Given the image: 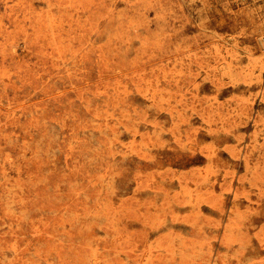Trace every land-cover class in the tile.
<instances>
[{
    "label": "rangeland",
    "instance_id": "obj_1",
    "mask_svg": "<svg viewBox=\"0 0 264 264\" xmlns=\"http://www.w3.org/2000/svg\"><path fill=\"white\" fill-rule=\"evenodd\" d=\"M0 264H264V0H0Z\"/></svg>",
    "mask_w": 264,
    "mask_h": 264
}]
</instances>
